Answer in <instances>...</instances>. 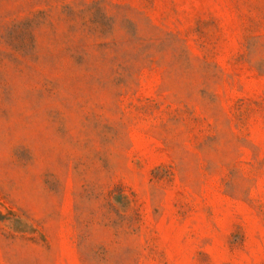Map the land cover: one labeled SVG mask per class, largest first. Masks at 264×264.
<instances>
[{
    "label": "rangeland",
    "instance_id": "obj_1",
    "mask_svg": "<svg viewBox=\"0 0 264 264\" xmlns=\"http://www.w3.org/2000/svg\"><path fill=\"white\" fill-rule=\"evenodd\" d=\"M0 264H264V0H0Z\"/></svg>",
    "mask_w": 264,
    "mask_h": 264
}]
</instances>
